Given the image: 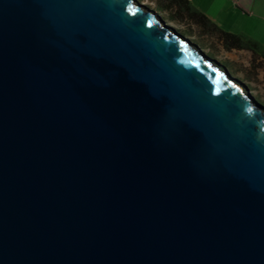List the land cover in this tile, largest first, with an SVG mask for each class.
<instances>
[{"label": "water", "instance_id": "water-1", "mask_svg": "<svg viewBox=\"0 0 264 264\" xmlns=\"http://www.w3.org/2000/svg\"><path fill=\"white\" fill-rule=\"evenodd\" d=\"M0 264H264V110L137 0H0Z\"/></svg>", "mask_w": 264, "mask_h": 264}, {"label": "rangeland", "instance_id": "rangeland-1", "mask_svg": "<svg viewBox=\"0 0 264 264\" xmlns=\"http://www.w3.org/2000/svg\"><path fill=\"white\" fill-rule=\"evenodd\" d=\"M144 4L145 7L155 11L157 15L166 22L173 30L184 32L187 30L188 22L176 23L166 21L163 18L167 17L165 13L156 11V3L151 0H137ZM231 23L234 28L238 25L242 26L240 20L230 17ZM193 28V27H192ZM248 31L252 32L256 37L264 39V25L256 21L253 24L248 23ZM193 35L186 34V38L198 49L205 52L213 62L221 69L225 70L237 83L241 85L244 91L251 97L252 101L262 110H264V59L255 56L250 59L249 55L245 52H232L228 53L223 49L220 42L212 38L210 35L201 36L199 29H193Z\"/></svg>", "mask_w": 264, "mask_h": 264}, {"label": "crops", "instance_id": "crops-1", "mask_svg": "<svg viewBox=\"0 0 264 264\" xmlns=\"http://www.w3.org/2000/svg\"><path fill=\"white\" fill-rule=\"evenodd\" d=\"M155 2V0H151ZM167 1V0H166ZM175 0H173L174 2ZM199 12L203 13L210 21V26H200L198 23L189 21V24L193 28H198L199 31H206L204 35H210L212 38L220 42L221 46L228 53L232 52H245L249 55L250 59L255 56L264 59L262 51H264V39L256 37L252 32L248 31L247 25L253 21V24L258 21L264 25V0H188ZM176 5L174 9L176 10ZM230 17L237 18L244 21L243 25H238V28H234L231 23ZM217 27L228 33H235L241 35L246 40H254L259 43L260 49L257 53L249 49H239L237 47L226 48L224 40L219 35Z\"/></svg>", "mask_w": 264, "mask_h": 264}, {"label": "trees", "instance_id": "trees-1", "mask_svg": "<svg viewBox=\"0 0 264 264\" xmlns=\"http://www.w3.org/2000/svg\"><path fill=\"white\" fill-rule=\"evenodd\" d=\"M156 11L165 13L167 17H164V20L176 23L188 22L187 30L184 32L178 31L184 37L186 34L193 35L195 31L193 30L189 21L193 23H198L200 26H210L211 21L201 12H199L188 0H155ZM176 5V10L174 9ZM219 35L224 40L226 48L237 47L239 49H249L254 53H257L260 49L258 42L254 40H246L241 35L235 33H228L223 31L221 28L217 27ZM206 31H200L199 34L204 36ZM264 57V51L261 52Z\"/></svg>", "mask_w": 264, "mask_h": 264}, {"label": "built area", "instance_id": "built-area-1", "mask_svg": "<svg viewBox=\"0 0 264 264\" xmlns=\"http://www.w3.org/2000/svg\"><path fill=\"white\" fill-rule=\"evenodd\" d=\"M234 2H237L238 0H233Z\"/></svg>", "mask_w": 264, "mask_h": 264}]
</instances>
